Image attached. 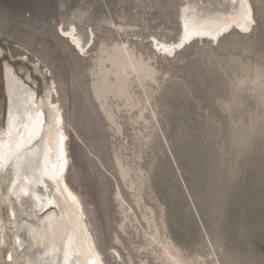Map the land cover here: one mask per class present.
Here are the masks:
<instances>
[{
    "label": "rangeland",
    "instance_id": "rangeland-1",
    "mask_svg": "<svg viewBox=\"0 0 264 264\" xmlns=\"http://www.w3.org/2000/svg\"><path fill=\"white\" fill-rule=\"evenodd\" d=\"M249 2L248 33L169 55L153 43L178 41L183 6L235 3L0 0V127L5 66L38 98L53 89L106 264H264V0ZM72 25L85 44L94 32L84 53L59 33Z\"/></svg>",
    "mask_w": 264,
    "mask_h": 264
},
{
    "label": "bare ground",
    "instance_id": "bare-ground-1",
    "mask_svg": "<svg viewBox=\"0 0 264 264\" xmlns=\"http://www.w3.org/2000/svg\"><path fill=\"white\" fill-rule=\"evenodd\" d=\"M229 1L235 3L236 9L226 13L201 15L191 3L183 6L178 41L154 39L153 44L161 53L173 55L191 39L216 42L233 29L248 33L254 22L249 0ZM59 33L80 54L94 40L91 32L85 44L76 26L62 28ZM2 50L0 47V54ZM4 80L5 124L0 127V247L10 240L6 263L106 264L87 223L81 197L67 180L69 137L53 89L38 98L35 88L9 65L4 68ZM4 207L9 222L4 218Z\"/></svg>",
    "mask_w": 264,
    "mask_h": 264
},
{
    "label": "flooded vegetation",
    "instance_id": "flooded-vegetation-1",
    "mask_svg": "<svg viewBox=\"0 0 264 264\" xmlns=\"http://www.w3.org/2000/svg\"><path fill=\"white\" fill-rule=\"evenodd\" d=\"M4 82H5V80H4ZM4 120H5V117H4Z\"/></svg>",
    "mask_w": 264,
    "mask_h": 264
}]
</instances>
